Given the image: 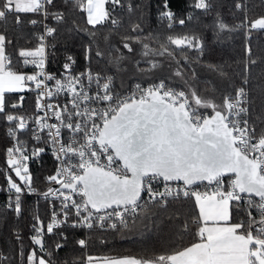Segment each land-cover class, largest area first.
I'll return each mask as SVG.
<instances>
[{"label": "snow or ice", "instance_id": "1", "mask_svg": "<svg viewBox=\"0 0 264 264\" xmlns=\"http://www.w3.org/2000/svg\"><path fill=\"white\" fill-rule=\"evenodd\" d=\"M222 6V0L193 5L209 14L217 9L213 24L202 27L212 28L218 42L243 30L245 75L239 86L212 85L207 89L212 95H205L184 53L198 52L195 62L201 63V34L160 41L152 33L142 36L137 22L120 36L119 46L113 43L123 26L117 8L128 13L141 8L132 0H0V194L7 196L0 225H8L11 213L15 241L8 254L0 249V264H264V97L257 103L250 75L257 63L252 34L264 32V14L252 18L250 12L264 8V0H234L233 18L242 14L235 24L224 21ZM29 14L40 19L27 23L42 31L33 34L34 47H18L10 27L23 25ZM77 14L86 16L84 23ZM158 18L168 21V29L177 22L169 0ZM106 24L111 27L101 35L98 26ZM61 30L69 37L86 33L82 71H74L71 54L62 72L47 70V50L56 47L49 38ZM155 57H164L170 76L160 75L164 61ZM204 66L228 79L223 65ZM172 78L182 82L179 87ZM132 79L141 82L130 85ZM25 92L35 94L34 107L21 113ZM45 153L54 170L33 173L30 164ZM31 196L37 201L27 209L26 245L18 222ZM41 199L50 213L47 222L40 215ZM65 227L86 235L73 232V244L83 251L60 259L68 245ZM95 231H128L145 239L163 234L168 242L159 253L146 247L140 256L101 257L87 251ZM185 235L191 237L187 244Z\"/></svg>", "mask_w": 264, "mask_h": 264}, {"label": "trees", "instance_id": "2", "mask_svg": "<svg viewBox=\"0 0 264 264\" xmlns=\"http://www.w3.org/2000/svg\"><path fill=\"white\" fill-rule=\"evenodd\" d=\"M134 4H139L140 9L134 13H128L126 9H117L116 14H118L123 21V26L118 30V34L112 37L114 44L119 46L120 36L127 34L132 23L139 22L142 26V36H147L149 33L159 37L160 41H165L168 35H178L183 33H191L193 31L202 35L204 40V53L201 57V63L197 64L195 58L200 55L198 52L187 49L184 50L189 56V59L193 61V67L197 72V81L196 84L202 94L212 95L211 92H208L212 85H223V88H230L231 86H239L241 80L245 75L244 70V32L243 30L233 33L231 38L224 39L223 41H216L213 36L212 28H203V25H212L214 18L216 16L217 9L214 7L212 12L205 13L202 10L195 9L193 7L194 0H169V8L176 14L177 22L173 25L171 29L167 28V23L161 21L158 17V12L162 7L163 0H132ZM215 5L216 0H212ZM254 3H259V0H253ZM223 6L218 10L222 15L224 21L228 24H235L240 19H242V14L237 13L236 18H233L232 13L235 12L234 9V0H222ZM141 11L143 12V19H140ZM191 14L192 20H188V16ZM264 14V8H253L250 12V16L255 18L256 15ZM77 20H80L81 23H84L85 15L77 14L75 17ZM25 23L18 27H15L14 31H9V35L13 38L14 42H17L18 47H34L35 39L34 33L39 32L41 29L40 25L32 26L27 23L30 19H40L38 15L29 14L24 17ZM179 19H185V25H180L178 23ZM49 23H53L49 21ZM86 27L87 26L85 24ZM110 24H106L103 27L98 26L101 29V35L106 31ZM227 36V34H225ZM88 41L86 33H80L79 35H74L69 37L67 33H64L63 30L56 35L55 38H49L50 44H55V48H49L48 51V60H47V69L51 72L58 73L63 63L65 62L66 55L71 54L75 60L76 64L74 69H82L85 66V61L83 58V45ZM151 44L153 48L158 47V43H155L151 40L146 41ZM252 48V58L257 60L255 65H251L250 75H251V87L253 95L257 97V103L259 100L264 97V32H253L252 38L250 41ZM174 47V46H172ZM139 51V48L137 46ZM126 51V50H125ZM177 58L182 57V53L177 50ZM155 59L164 61V71L160 73L162 76H170L168 71L167 61L164 60V57H155ZM206 62L212 64H218L224 66V71L228 73V79L222 80L218 74L209 73L204 66ZM103 66V65H101ZM142 67L145 65H141ZM95 68V62L93 63ZM175 67V65H173ZM185 74L187 77H191V69L185 68ZM136 81V79H132ZM138 81V80H137ZM210 81L211 83H205ZM172 83L179 87L182 82L178 78H172ZM259 86V87H258ZM25 96V101L23 102V109H20L21 113L30 112L34 104V96L32 92L23 93ZM217 96L220 95L219 92L216 93ZM18 99V96L16 97ZM259 111V109H258ZM4 127L0 124V137L3 136ZM42 164V167H41ZM0 166H4V158L0 155ZM54 169L53 162L47 156H42V160L39 164L31 168L33 173H44ZM0 183H2V178H0ZM37 187H42L38 184ZM37 201V197L31 196L25 198V207L26 211L24 216L18 222V226L22 229L25 244H29L27 240L28 235L30 234L29 222L30 216L27 209H32ZM47 205L40 200V215L44 217L45 222L48 218ZM9 223L8 225H0V249H3L6 254H8L15 243L14 239L10 235L9 226L12 220V214L9 213ZM63 231L68 236V245L59 251L60 259H65L70 257V255H80L83 250H80L78 246L73 244V232H75L76 237L83 238L86 235L84 230H73L70 228H63ZM54 239V238H52ZM104 240V243H101V240ZM190 235H185L183 238V243L187 244L190 241ZM168 242V237L166 235H161L159 238L155 236H149L144 238L138 233L134 232H115V231H95L91 233V239L89 241V247L87 251L95 256H140L144 255V249L146 247L153 248L157 253L164 251ZM76 248V252L73 253L72 249Z\"/></svg>", "mask_w": 264, "mask_h": 264}, {"label": "built area", "instance_id": "3", "mask_svg": "<svg viewBox=\"0 0 264 264\" xmlns=\"http://www.w3.org/2000/svg\"><path fill=\"white\" fill-rule=\"evenodd\" d=\"M163 3H164V0H163V2H162V7H161V9L159 10V12H158V16H159V13H160V11H162L163 10ZM106 7H111L110 5H106ZM117 9H119V8H117ZM171 10V9H170ZM172 11V10H171ZM167 24H168V21L167 20H164ZM40 31H42V27H41V29H40ZM46 67H47V63H46ZM84 68H82V69H74V71H77V72H79V71H82ZM48 70V69H47ZM27 71H29V72H31L32 71V68L31 67H29L28 69H27ZM49 71V70H48ZM63 71V66L61 67V69L59 70V72L58 73H60V72H62ZM49 72H51V71H49ZM57 73V74H58ZM137 82H141V81H132L131 83H129L130 85H134L135 83H137ZM146 86V85H145ZM33 96H34V100H35V94L33 93ZM33 107H34V104H33ZM33 109V108H32ZM43 156H47V157H49L50 159H51V161L53 162V165H54V161H53V158H52V156H51V154L50 153H45V154H43ZM37 164H39V162H33V163H31L30 164V168H32L33 166H35V165H37ZM54 170V169H53ZM34 197H36V196H34ZM7 199V196H6V194H0V204H3L4 202H5V200ZM50 215V213H48V216ZM48 219V218H47ZM46 222H47V220H46Z\"/></svg>", "mask_w": 264, "mask_h": 264}, {"label": "rangeland", "instance_id": "4", "mask_svg": "<svg viewBox=\"0 0 264 264\" xmlns=\"http://www.w3.org/2000/svg\"><path fill=\"white\" fill-rule=\"evenodd\" d=\"M85 19H86V16H85Z\"/></svg>", "mask_w": 264, "mask_h": 264}]
</instances>
